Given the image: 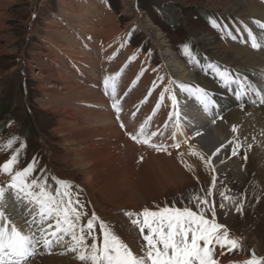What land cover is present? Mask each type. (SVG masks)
<instances>
[{
    "label": "rangeland",
    "instance_id": "obj_1",
    "mask_svg": "<svg viewBox=\"0 0 264 264\" xmlns=\"http://www.w3.org/2000/svg\"><path fill=\"white\" fill-rule=\"evenodd\" d=\"M242 1L255 5L256 15L261 14L260 17L234 7V0H127V3L124 0H0V103L9 104L13 109L12 115L0 121V145L12 137H19L13 149L26 143L14 171L26 167L36 158V172L31 178L47 177L53 188L56 187V179L70 181L73 197L78 194L83 211L87 212L81 222L86 223L95 212L137 255L143 253L146 242L126 212L139 213L145 207L156 210L166 205L188 206L196 210L195 202H189V196L193 192L207 193L215 177V188L209 199L215 203L216 220L242 243V251H225L219 254L220 258L225 259V263L228 259L229 263L244 261L251 258L254 250L257 257L264 259V154L242 145V141L238 140L240 129L227 133L231 143L219 153L205 151L196 142L190 146L199 136H192L186 142L191 151L177 153L167 148L158 151L149 144L140 145L136 140L127 139L122 150H115L113 168L108 170L111 175H104L102 169L105 167L97 160L94 164L92 160L82 164L78 157L81 153L78 146L65 140L88 126L95 134L103 133L99 128L106 124L102 112L111 113L112 121L116 124L114 111L92 108V105L100 102L108 108V99L112 95L104 97L102 87L92 96L90 87L93 83L96 86L103 84L109 76L117 77L114 98L119 104H123V95L127 94L126 115L121 113L126 122L116 116L119 127L116 135H124L127 131L136 134L145 124V132L149 135L153 133L152 125L158 127L161 123V135L173 130L175 108L173 106L171 111L168 110L170 95L172 92L177 95V85L181 82L170 83L174 81L167 71L166 60L170 58L200 77H207L208 69V75L217 77L218 84L224 87L233 85L235 90L241 82L237 73L231 71L237 80L235 85L223 80L219 68L213 67L206 59L199 38L206 35L212 37L213 46L220 51L240 47L254 53L256 49H262L252 47L248 30L260 39L257 26L264 25V17H261L264 15V0ZM213 20L220 27H214ZM150 23L154 25V30L148 28ZM157 32L163 36L167 48L162 40H157ZM54 43L57 48L52 45ZM62 44L63 49L76 50L74 55L64 57L59 47ZM185 45L198 58V64L191 62L185 54ZM168 49L172 54L166 53ZM83 54V61H79ZM71 65L78 70L74 71ZM51 66L57 72L41 77L45 73L43 69L48 71ZM67 66L72 71L67 70ZM81 66L88 68L82 70ZM62 73L70 88L77 86L81 89L75 92L69 89L67 94H63L59 88ZM78 73L83 75L79 76ZM166 87L172 91L164 92ZM247 88L241 85L240 90L243 94L246 91L244 96L250 94L249 100L253 99ZM226 90V93L233 95ZM162 92L164 99L161 101ZM165 98L170 99L169 103L166 104ZM233 99L229 96L223 98L229 107L236 104ZM210 100L214 101L212 98ZM67 107L78 114V121L73 124L62 120V109ZM151 107L153 111L147 116L144 110L149 112ZM219 107L222 109L223 105ZM67 125L69 128L66 130ZM166 138L169 136L158 142L151 136V143L163 145ZM186 140L177 142L180 148ZM98 143L111 147L118 144V139L107 134L100 137ZM236 143L240 144V148L236 155H232ZM252 144L264 147V140ZM193 149L202 153L204 159L191 154ZM11 155L12 149L0 148V164ZM173 155L179 159V163L174 161ZM181 160L185 168L179 166ZM206 160L211 167L206 165ZM238 161L243 165L242 174ZM87 169L91 170L88 175L85 174ZM184 171L190 174L187 176ZM93 173H97L95 180L87 183L86 180ZM9 182L10 176L0 174L1 186H7ZM225 189L229 190L226 195L235 197L236 204L242 202L241 211L236 210L235 204L221 200L220 193ZM105 191L109 193L103 194ZM118 195L124 198L121 200ZM221 202L226 205L223 209L219 206ZM18 204L21 203L14 199L11 192L6 193L5 213L19 228L27 231L29 226L26 220L29 217L25 211L16 209ZM96 233L100 234L99 221ZM88 242L91 243V240ZM59 249L54 247L50 252L40 249L42 254L37 253L29 264H83L75 257V252Z\"/></svg>",
    "mask_w": 264,
    "mask_h": 264
},
{
    "label": "snow or ice",
    "instance_id": "obj_2",
    "mask_svg": "<svg viewBox=\"0 0 264 264\" xmlns=\"http://www.w3.org/2000/svg\"><path fill=\"white\" fill-rule=\"evenodd\" d=\"M212 24L214 27H220L214 20ZM248 33L253 48L264 47V43L261 42L264 41V37L258 40L250 29ZM183 47L190 61L198 64L199 60L193 56L190 47L188 45ZM218 71L226 82L235 80L230 70ZM241 84L245 89L250 87L244 81ZM103 86L106 92L110 89L112 96L115 97L117 77L105 78ZM177 86L182 90L194 92L205 110L214 104L203 89H193L192 86L184 84ZM171 91L170 87L164 89V92ZM164 92L161 93V101L164 99ZM171 99L175 108L176 96L171 95ZM261 100L264 102V94L261 95ZM113 107L119 114L118 101L113 103ZM173 115L177 118L179 116L178 112H174ZM145 127L146 124L142 125L136 134L129 133L131 139L149 144L158 151L164 150L165 145L151 143V136L158 133L153 132L149 135L145 132ZM232 131H237L235 126ZM18 139L19 137H12L0 145V148L5 150L12 149L9 159L0 164V174L10 176L7 186H0V264H29L40 249L50 252L54 247L60 246H64L67 251L75 252L76 258L83 264H219L216 258L217 247L221 250L242 251L239 238L233 237L227 227L216 220L215 203L209 199L212 196V189L215 188V177L207 193L193 192L189 196V202H195L196 210L188 206L166 205L157 207L156 210L145 207L139 213L126 212V215L132 218L131 222L138 226L146 242L143 253L137 255L115 234L110 225L100 220L95 212L86 223L81 222L87 212L83 211L84 206L80 203L78 194L73 197L71 191L73 185L70 181L56 179V187L53 188L49 185L47 177L31 178L36 172V158H33L26 167L14 171L19 163L20 153L26 148V143H21L19 147L13 149ZM173 146L179 147L178 144ZM238 148L240 144L236 143L232 155L237 154ZM219 151L220 149H217V153ZM191 154L204 159L203 154L195 149ZM205 163L211 167L207 160ZM228 191L225 189L220 193L221 200L235 204L236 210L241 211L242 202L236 204L235 197L225 194ZM8 192H11L17 202L28 205L25 211V215L29 217L26 220L29 226L27 231L19 228L4 211ZM219 206L221 209L226 207L223 202ZM97 221L99 235L96 233ZM231 264H264V259L257 257L253 250L250 259L233 261Z\"/></svg>",
    "mask_w": 264,
    "mask_h": 264
},
{
    "label": "bare ground",
    "instance_id": "obj_3",
    "mask_svg": "<svg viewBox=\"0 0 264 264\" xmlns=\"http://www.w3.org/2000/svg\"><path fill=\"white\" fill-rule=\"evenodd\" d=\"M127 3V0H124ZM234 7L238 9L244 10L246 14H251L254 15L255 17H260L261 14L256 15V10H255V5H248L247 3L243 2L242 0H234ZM254 4V3H252ZM235 11V9H233ZM252 16V17H254ZM261 17H264L262 15ZM263 19V18H261ZM135 23V21H134ZM264 23V22H263ZM77 26V25H76ZM95 26V25H94ZM79 28V27H78ZM82 28V27H81ZM148 28H151L154 30V25L150 23L148 25ZM258 32H259V37H264V25L259 24L257 26ZM117 29V26H116ZM144 30V29H143ZM86 31V30H85ZM88 32V31H87ZM156 38L158 41H161L164 45H166V42L163 40V36H161L160 32L156 33ZM103 39H101L102 41ZM111 40L109 41V43ZM199 42H201L202 50L205 51L204 55L206 59L209 61V63L213 67H218L219 70L223 69H228L231 71H234L238 75L239 81L242 82H247V85H250V87L247 88V90L253 95L252 98L249 100L250 94L248 93V97L244 96L242 91L240 90L241 88V82L238 84L236 89L234 90L233 85L224 87L222 84H218L217 77H214L212 75H208V69H207V77H200L197 76L196 74H193L191 71H189L186 67H184L182 64L177 63L176 60L173 58H170L169 60H166V64L168 65L167 71L169 74L171 73V78L175 81L184 85L192 86L193 89H203L209 98H212L214 101V104L209 107L208 110H205V107L196 99L194 92L190 91H185L182 90L179 87V90L177 92L176 96V106L174 111L178 112L179 116L175 115V125L173 127V130L168 132L166 135H161L163 132V123H161V126L157 125H152V132L158 133L157 135L153 136L154 139H157L158 142L164 141L162 139L165 136H169L167 140H165L164 144L166 146V150H172L171 152L177 153L178 152H188L191 151V147L193 144L196 142L198 146L201 149H204L205 151L208 152H216L217 149L220 148V151L224 148V146H227L230 141L228 137V132L233 129V126H235L237 129H240V134L238 140L242 141V145H251L250 149L256 152H260L264 154V147H257L256 144H252L253 142L258 143V140H264V102L261 100V95L264 94V47L262 49H256L254 53H251L245 48H237V47H232L231 50L228 51H220L217 50L213 44H214V39L210 36H201L199 38ZM262 42V41H261ZM57 43V42H56ZM109 43L107 45H109ZM263 43V42H262ZM57 48V46L52 44ZM58 45V44H57ZM110 46V45H109ZM61 48L60 52L64 55V57L68 56H73L74 51L73 49H66L62 48V45H59ZM66 47V46H64ZM166 48L168 45L165 46ZM59 49V48H58ZM114 51V50H113ZM116 51V50H115ZM79 52V51H77ZM59 53V51H58ZM169 55L172 54V51L168 49L166 52ZM76 54V53H75ZM78 54V53H77ZM167 54V56H168ZM76 56V55H75ZM79 57V56H78ZM174 57V56H173ZM75 58V57H74ZM84 59V54L82 57H80L79 61H83ZM205 60V58H204ZM57 62V61H56ZM59 62V61H58ZM93 62V60H92ZM96 62V61H95ZM80 64V63H79ZM85 65H89L87 63H84ZM83 64V65H84ZM94 67V66H93ZM41 68V67H40ZM52 68V69H51ZM71 68L74 69V71L78 70V68L75 65H71ZM88 67L81 66V69L84 70ZM43 68H41L42 70ZM61 70V68H59ZM67 70L72 71L68 66L66 67ZM45 72L43 76L41 77H47L51 73H55L56 71L55 67L51 66L50 69H43ZM57 72V71H56ZM79 72V71H78ZM61 73V72H60ZM65 74V73H64ZM86 74V73H85ZM210 74V72H209ZM79 75V73H78ZM83 75V74H80ZM79 75V76H80ZM86 79L87 77L84 76ZM60 81L62 82L61 86H64L63 88L60 86L59 88L61 89L60 91L63 92V94H67V90L72 89L67 85V78L65 75L60 74L59 76ZM89 80V79H88ZM87 80V81H88ZM230 82V81H229ZM71 83V82H70ZM232 84H236L237 80L231 81ZM99 84V83H96ZM71 86V85H70ZM72 89V92H75L76 90H80L81 87H77ZM104 88L103 84L101 83L100 85L96 86L95 83L92 84L90 87V94L92 96L95 95V92L101 88ZM226 89L230 91L233 95L230 96L228 93H226ZM134 91H131L133 93ZM236 92V93H235ZM73 94V93H72ZM102 94L104 97H107L108 95L111 94V90L109 89L107 92L105 91V88L103 89ZM101 94V95H102ZM189 94V96H187ZM173 95V92L171 93ZM170 95V98H171ZM226 96V98L229 96L231 99L236 101V104L229 107L228 102L223 100V98ZM168 96H166L167 98ZM166 104L169 103L170 99H166ZM87 99L88 96H87ZM127 99V94L125 93L123 95V104H119L120 106V112L117 114L115 108L113 107V103L116 101L115 98L112 96L111 99H108V108L105 107V104L103 102H100L97 105H92V108L99 109V108H104L105 111H114L115 116H114V121L116 124L113 123L112 118H111V113H103L102 112V117L104 122L106 123L104 126L99 127L103 131L101 132L100 135L93 133L89 128H85L82 132L73 134V136L70 139H65L68 141H71L72 145L78 146L79 150L81 153L78 154L79 160L82 162V164H85V162H89L90 160L94 161L93 164L96 162H100L102 166L105 167V169H102L104 172V175H111L108 170H112L113 168V163H112V158L114 157L115 150H122L124 148L125 142H128V140H132L129 131L125 133L124 135H116L117 133V126L118 121L116 120V116L120 117L123 121L126 122V118L124 117V114H121L122 112L125 113L126 115V102ZM93 100V99H92ZM212 101V100H211ZM126 102V103H125ZM255 102V105L254 103ZM92 104V103H91ZM227 104V105H225ZM219 105H223V108L220 109ZM122 107L123 110H122ZM167 107V105H166ZM228 107V108H227ZM173 108V102L171 99L170 107L168 110L171 111ZM122 110V111H121ZM163 110V109H162ZM147 116L150 115V112H152V107L150 108V111L147 112ZM60 112V111H57ZM162 112V111H161ZM63 118L62 120L64 122H68L69 124H73L77 120L78 114L74 113L73 109L71 107H67L65 109H62ZM223 118V119H222ZM222 121H219L221 120ZM111 122V123H110ZM109 123V124H107ZM126 125V123H124ZM208 124H210L208 126ZM63 126V125H62ZM66 130L69 128V126H66ZM208 127V128H207ZM121 128V127H120ZM124 129V128H123ZM63 130V131H66ZM125 131V130H124ZM177 131V133H176ZM147 133V131H146ZM175 133V134H174ZM65 134V133H64ZM107 134H111L112 137H116L118 139V144L117 145H112L111 147H108L105 145V143H98V140L100 137L106 136ZM183 134V135H181ZM187 137L185 138L184 137ZM192 136L194 138L200 137L197 140H194L190 146H188V142ZM253 137V138H252ZM128 139V140H127ZM185 139H187L183 145V147H174L173 145L178 144L177 142H182ZM221 142V144H220ZM140 145H144V143L138 142ZM183 144V143H182ZM128 145V143H127ZM82 146V148L80 147ZM232 146V145H231ZM180 148V149H179ZM145 149V148H144ZM177 149V150H176ZM219 151V152H220ZM218 152V153H219ZM222 152L220 153V156H222ZM225 155V154H224ZM174 156V161L176 163H179V159ZM214 157V164L216 167V159ZM230 157V155H229ZM92 158V159H91ZM176 158V159H175ZM87 163V165L89 164ZM116 163V161H115ZM239 168H240V174L242 171L243 165L240 164L238 161ZM180 167L185 168L183 165V160L180 162ZM91 170L87 169L85 174L88 175L90 174ZM185 172V171H184ZM186 173V172H185ZM190 173L188 171V176ZM239 174V176H241ZM97 173H93L92 177H89L87 179V183H92L95 180V176ZM169 179V178H168ZM164 180V179H163ZM162 181V180H161ZM109 192L105 191L103 194H108ZM9 197V196H8ZM106 197V196H105ZM108 197V196H107ZM118 198H124L122 195H118ZM28 205L27 204H18V207L16 208L18 211L24 212L26 211ZM24 209V210H23ZM15 213V212H14ZM64 249V246H60V249ZM59 249V250H60ZM64 252H68L67 250H63ZM62 252V251H60ZM38 253L42 254V251L39 250ZM219 260V264H226L225 259L220 258L221 255L219 254L216 255ZM76 257V256H75ZM78 262V261H76Z\"/></svg>",
    "mask_w": 264,
    "mask_h": 264
},
{
    "label": "trees",
    "instance_id": "obj_4",
    "mask_svg": "<svg viewBox=\"0 0 264 264\" xmlns=\"http://www.w3.org/2000/svg\"><path fill=\"white\" fill-rule=\"evenodd\" d=\"M12 114H13V109L10 108L9 104L0 103V121L5 120L7 116Z\"/></svg>",
    "mask_w": 264,
    "mask_h": 264
}]
</instances>
